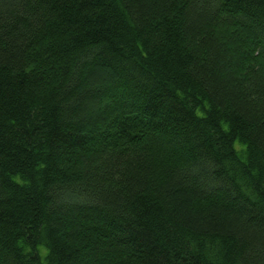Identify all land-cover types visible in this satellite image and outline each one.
Instances as JSON below:
<instances>
[{
  "label": "trees",
  "instance_id": "obj_1",
  "mask_svg": "<svg viewBox=\"0 0 264 264\" xmlns=\"http://www.w3.org/2000/svg\"><path fill=\"white\" fill-rule=\"evenodd\" d=\"M0 264H264V0H0Z\"/></svg>",
  "mask_w": 264,
  "mask_h": 264
},
{
  "label": "rangeland",
  "instance_id": "obj_2",
  "mask_svg": "<svg viewBox=\"0 0 264 264\" xmlns=\"http://www.w3.org/2000/svg\"><path fill=\"white\" fill-rule=\"evenodd\" d=\"M237 148L242 152V149H241V147H240V145L239 144H237ZM46 253V249L45 248H43V252H42V255H44Z\"/></svg>",
  "mask_w": 264,
  "mask_h": 264
}]
</instances>
